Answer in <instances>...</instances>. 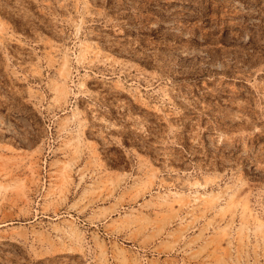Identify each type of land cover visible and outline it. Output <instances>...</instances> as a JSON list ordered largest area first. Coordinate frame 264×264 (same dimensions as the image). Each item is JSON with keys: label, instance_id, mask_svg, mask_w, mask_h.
Segmentation results:
<instances>
[{"label": "rangeland", "instance_id": "rangeland-1", "mask_svg": "<svg viewBox=\"0 0 264 264\" xmlns=\"http://www.w3.org/2000/svg\"><path fill=\"white\" fill-rule=\"evenodd\" d=\"M0 264H264V0H0Z\"/></svg>", "mask_w": 264, "mask_h": 264}]
</instances>
